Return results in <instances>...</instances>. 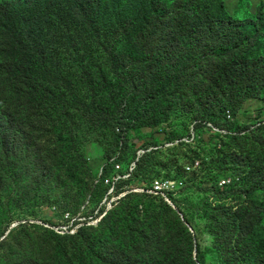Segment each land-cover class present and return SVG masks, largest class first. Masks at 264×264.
I'll use <instances>...</instances> for the list:
<instances>
[{
    "label": "trees",
    "instance_id": "obj_1",
    "mask_svg": "<svg viewBox=\"0 0 264 264\" xmlns=\"http://www.w3.org/2000/svg\"><path fill=\"white\" fill-rule=\"evenodd\" d=\"M116 1L0 0L5 37L0 56V264H20V236L30 226H12L31 198L68 214L79 226L90 218L78 214L87 189L101 198L108 193L106 183L123 163L132 131L168 133V113L182 104L186 114L187 99L193 116L216 124L210 139L222 142L230 168L242 181L238 193L246 197L238 206L206 199L202 212L215 238L216 264H264V208L252 202L257 191L264 193V134L255 140L239 136L226 116L240 89L264 93V4L240 0L232 15L228 0H127L135 18L128 24L143 16L135 27L148 28L154 38L139 39L134 62L110 53L111 65L104 68L93 62L89 40H100L103 19ZM57 3L68 6L86 35L70 41L85 97L73 80L59 74L41 23L32 15L36 7ZM82 121L114 136L100 175L79 147ZM258 129L264 132V124ZM173 138V144L178 142L173 150H181L182 135ZM158 151L145 152L135 162L130 181L143 174V162ZM161 176L153 170L151 180ZM234 188L226 184L220 192ZM129 195L114 202L96 226L44 234L50 264H199L188 221L146 194ZM33 264H43V258Z\"/></svg>",
    "mask_w": 264,
    "mask_h": 264
},
{
    "label": "rangeland",
    "instance_id": "obj_2",
    "mask_svg": "<svg viewBox=\"0 0 264 264\" xmlns=\"http://www.w3.org/2000/svg\"><path fill=\"white\" fill-rule=\"evenodd\" d=\"M253 1L256 6L264 4V0ZM239 3L240 0H228L227 7L232 15H235ZM131 10L127 0H118L105 15L100 40H89L94 63L108 68L111 65L110 53L112 57L123 55L126 62L129 60L132 63L139 55V39L150 41L154 38L148 28L141 25L135 27L136 23L143 20V16L135 21L134 25L128 24L129 20H135ZM32 15L41 23L44 41L58 62L59 74L73 80L79 94L85 97L84 88L74 66L75 57L70 48L71 40H79L86 36L83 27L72 17L65 4L57 3L50 8L36 7L32 10ZM141 31H143L142 36H139ZM4 38L0 23V56L1 48L5 44ZM238 95L240 97L233 107L227 110V121L236 124L235 133L239 136L251 135V140H255L261 133L264 134L258 129L261 124H264V93L256 95L254 91L248 92L242 88ZM185 109L187 113L182 115L181 104L178 110L168 113L166 126L169 132L166 134L150 136L146 131L138 129L132 131L134 138L128 144L123 157L124 161L122 160L123 163L114 169L110 184L106 183L109 187L108 193L102 199L99 192L92 190L91 194L90 189H87V201L78 214L79 216L82 214V217L90 216V218L80 220L82 223H79V226H74L68 214L62 215L49 204L37 205L35 199L31 198L25 210L20 212L17 222L12 226V228L20 224L30 226L29 229L23 230V236H20L23 240V245L20 247V264H33L38 258H43V264H50V259L43 252V243H47L48 239L43 236L44 234L50 230L64 234L69 227H71L69 233L73 234L79 227L96 226L114 202L126 196L129 197V194L137 193L150 196L161 206L171 207L178 217L188 221L186 225L194 231L196 238L195 260L199 264H216L219 256L214 249L215 238L202 212L204 205L207 204L206 199L210 196L213 203L215 199L222 198L226 200L225 203L238 206L246 202V197L238 193L242 181L239 180L234 169L230 168L232 165L225 157L226 152L222 142L210 139V130L215 128L216 124L193 116L190 99H187ZM198 111L197 114L202 115L201 109ZM82 122L84 125L78 129L79 147L88 158L93 173L100 175L106 164L104 158L110 150L114 136L106 129L92 128L85 121ZM248 126L252 128L247 129ZM216 134L219 133L215 132L213 135ZM180 135H182V149L173 150L178 142L173 144L175 141L172 139ZM156 150L159 151L154 152L156 154L143 162V174L136 180L130 181L131 174L136 170L135 162L142 158L145 152ZM178 153L180 154L177 155ZM153 170L161 172V178L151 180ZM178 173H182L180 178ZM93 182L94 179L89 180V186ZM226 184L235 185V191H229L226 194L220 192L225 189ZM207 185L210 187L208 188ZM158 187H162V190H158ZM75 191H78V188H75ZM68 195L74 197L72 192ZM252 202L255 206L264 208V193L257 191ZM40 203L42 202L38 204ZM260 225L264 227V222ZM90 236L92 239V235ZM70 240L75 242L76 239ZM75 257H80V254Z\"/></svg>",
    "mask_w": 264,
    "mask_h": 264
},
{
    "label": "built area",
    "instance_id": "obj_3",
    "mask_svg": "<svg viewBox=\"0 0 264 264\" xmlns=\"http://www.w3.org/2000/svg\"><path fill=\"white\" fill-rule=\"evenodd\" d=\"M158 190H162V187H158Z\"/></svg>",
    "mask_w": 264,
    "mask_h": 264
},
{
    "label": "water",
    "instance_id": "obj_4",
    "mask_svg": "<svg viewBox=\"0 0 264 264\" xmlns=\"http://www.w3.org/2000/svg\"><path fill=\"white\" fill-rule=\"evenodd\" d=\"M14 227H17V226H14ZM192 230V229H191ZM192 232H194L193 230H192ZM9 234V233H8Z\"/></svg>",
    "mask_w": 264,
    "mask_h": 264
}]
</instances>
